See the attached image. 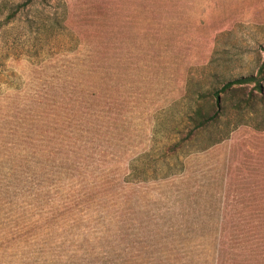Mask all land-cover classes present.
Here are the masks:
<instances>
[{
	"label": "rangeland",
	"instance_id": "1",
	"mask_svg": "<svg viewBox=\"0 0 264 264\" xmlns=\"http://www.w3.org/2000/svg\"><path fill=\"white\" fill-rule=\"evenodd\" d=\"M0 0V264H264V110L189 136L264 63V0ZM254 85H249L250 93Z\"/></svg>",
	"mask_w": 264,
	"mask_h": 264
},
{
	"label": "trees",
	"instance_id": "2",
	"mask_svg": "<svg viewBox=\"0 0 264 264\" xmlns=\"http://www.w3.org/2000/svg\"><path fill=\"white\" fill-rule=\"evenodd\" d=\"M37 0H25L17 5L8 15L6 22L10 23L18 18L25 10L30 9ZM254 85L250 93L246 92L249 85ZM231 96V100H237L236 112L240 115L244 112L258 114L264 110V63L256 76L241 77L226 83L221 89H210L202 92L195 100L190 115L191 130L189 136L218 125L227 111L222 96Z\"/></svg>",
	"mask_w": 264,
	"mask_h": 264
}]
</instances>
